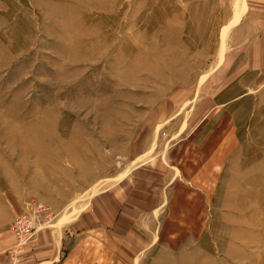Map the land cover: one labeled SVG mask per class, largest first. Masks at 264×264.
Returning <instances> with one entry per match:
<instances>
[{"label":"rangeland","instance_id":"rangeland-1","mask_svg":"<svg viewBox=\"0 0 264 264\" xmlns=\"http://www.w3.org/2000/svg\"><path fill=\"white\" fill-rule=\"evenodd\" d=\"M247 6L0 0V241L13 235L20 249L37 231L70 222L142 148L174 137L164 113L184 118L199 97L220 100L238 69L233 30ZM256 118L224 169L202 178L190 226L162 228L135 264H264V120ZM32 200L50 213L18 243L10 224Z\"/></svg>","mask_w":264,"mask_h":264},{"label":"crops","instance_id":"crops-1","mask_svg":"<svg viewBox=\"0 0 264 264\" xmlns=\"http://www.w3.org/2000/svg\"><path fill=\"white\" fill-rule=\"evenodd\" d=\"M246 2V20L233 30L242 47L233 48L230 64L238 69L220 100L201 96L184 118L164 113L161 123L167 121L174 137L142 148L130 169L93 194L70 222L37 231L20 249L13 235L1 240L0 264H135L159 243L162 228L172 234L190 226L192 196L202 194V178L213 177V168L224 169L238 152L244 126L249 132L257 116L264 120V0ZM224 121L230 130L218 129Z\"/></svg>","mask_w":264,"mask_h":264},{"label":"built area","instance_id":"built-area-1","mask_svg":"<svg viewBox=\"0 0 264 264\" xmlns=\"http://www.w3.org/2000/svg\"><path fill=\"white\" fill-rule=\"evenodd\" d=\"M49 213L42 204H37L33 200L25 202L10 224V229L15 232L18 243L32 236L36 219L41 216L45 218Z\"/></svg>","mask_w":264,"mask_h":264}]
</instances>
